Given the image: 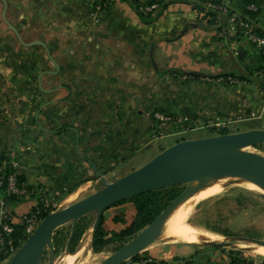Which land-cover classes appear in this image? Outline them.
<instances>
[{"label": "crops", "instance_id": "1", "mask_svg": "<svg viewBox=\"0 0 264 264\" xmlns=\"http://www.w3.org/2000/svg\"><path fill=\"white\" fill-rule=\"evenodd\" d=\"M161 1L169 4L153 22L116 1L95 23L88 0H0V159L17 156L25 186L62 191L95 183L96 173H129L135 156L159 147L154 110L180 119L168 128L174 137L216 120L264 129V89L252 78L260 49L204 29L205 0ZM248 1L264 36V0H230V9L241 13ZM224 75L252 80L229 85ZM34 204L8 208L18 222ZM133 216L131 203L116 204L102 228L109 236ZM144 252L168 264H230L227 248L196 242L159 238Z\"/></svg>", "mask_w": 264, "mask_h": 264}, {"label": "water", "instance_id": "2", "mask_svg": "<svg viewBox=\"0 0 264 264\" xmlns=\"http://www.w3.org/2000/svg\"><path fill=\"white\" fill-rule=\"evenodd\" d=\"M4 22L23 44L16 30L5 19ZM34 44L43 47L40 43ZM261 86L264 89V85ZM258 145H264V129L182 140L162 150L140 168L113 182H107L96 173L101 188L86 198L43 217L7 264H43L45 253L48 255V264H53L55 256L51 238L58 228L71 224L67 250L80 219L95 215L91 229L93 234L103 212L108 208L148 192L186 186L150 224L99 264L125 263L152 244L159 237L164 223L173 211L207 181L221 178L240 179L255 185L264 193V157L245 151ZM248 242L264 247V241L250 239ZM201 244L228 246L226 243L213 242Z\"/></svg>", "mask_w": 264, "mask_h": 264}, {"label": "rangeland", "instance_id": "3", "mask_svg": "<svg viewBox=\"0 0 264 264\" xmlns=\"http://www.w3.org/2000/svg\"><path fill=\"white\" fill-rule=\"evenodd\" d=\"M39 52L41 51H38V53ZM38 64L41 65L40 62ZM242 127L243 126H237L234 122H231L223 129H198L200 127H193L186 130L185 133L180 136L174 137L169 135L159 140H156V135H154L155 141L153 144L156 147L159 145V147L154 151H143L142 154L135 156L134 162L131 165L132 167L130 168L134 170L140 168L152 159L155 154L177 141L215 136L218 135L219 130L226 131L227 134L240 132L243 129ZM245 151L264 157V147L261 149L247 148ZM145 152L148 157L144 156ZM126 174L128 173L123 168L122 170L118 168L114 173L106 172L99 175L100 177H104L107 182H113ZM96 179L97 181L93 184H83L84 182H79L72 193L62 195L58 201L59 207L57 210L74 204L98 191L101 188V184L99 178ZM215 180L223 182V190L211 198L196 203L187 215L185 224L202 232L205 235L204 241H210L215 244L226 243L228 246L225 248H227L229 252H239L243 258L264 263V253L248 250V247H255L252 246L253 244L248 242V240L254 239L264 241V193L240 179L221 178ZM185 187L186 186H180V189L183 190ZM94 219V214L85 217L84 223L89 225V229L82 236L86 238L85 253L81 256L72 257V255H75V251H77L82 237L78 241L72 254H69L66 250V240L64 250L60 251L59 255L54 258L53 264H99L115 252V245L113 244H108L98 251L92 250L91 229ZM68 225L69 224L64 226L66 227ZM167 225L168 222L165 224L164 230ZM157 240L159 241V237ZM199 244H201V242ZM11 256L12 254L0 261V264H7ZM43 264H48L47 253L44 254Z\"/></svg>", "mask_w": 264, "mask_h": 264}, {"label": "built area", "instance_id": "4", "mask_svg": "<svg viewBox=\"0 0 264 264\" xmlns=\"http://www.w3.org/2000/svg\"><path fill=\"white\" fill-rule=\"evenodd\" d=\"M92 4L91 19L93 22H98L103 15L105 9L113 2L120 0H88ZM135 0H125V2L133 3ZM138 11L144 14L153 13L158 10L159 5L156 0H152L149 3L137 4ZM203 7L204 12L201 13L202 20H205L207 11L218 12L225 18V23L218 36L225 40L242 38L249 42L251 45L260 49L264 58V36H260L256 33L253 27L254 18L249 14H255L258 8L253 3L246 4L241 13L234 12L230 9V0H205ZM253 79L264 84V61L262 66L253 74ZM220 81L229 85H237L242 81H237L233 78H219ZM153 118L158 123V134L155 136L156 140L162 139L170 134L167 133L171 124L180 121L179 118H173L164 115L159 112H151ZM232 121L231 120H216L213 122H207L200 126L198 129L208 128H225ZM9 168L10 172L4 174L3 171ZM21 173L18 159L15 154L10 155L0 163V257L13 255L14 250L12 237L16 233L15 226L21 227V234L27 238L37 227L40 222L39 211L30 213L29 211L20 217L18 222L14 221V218L8 208L10 197L25 200L30 195L35 194L43 208L47 209L50 213L56 211L59 207L56 198L59 196L58 190H51L47 187H39L35 192H28L24 187H20L17 183V176ZM36 209V202L33 206ZM252 264H264L262 262H254ZM125 264H160V261L147 259L128 260ZM164 264H168L164 262Z\"/></svg>", "mask_w": 264, "mask_h": 264}, {"label": "trees", "instance_id": "5", "mask_svg": "<svg viewBox=\"0 0 264 264\" xmlns=\"http://www.w3.org/2000/svg\"><path fill=\"white\" fill-rule=\"evenodd\" d=\"M120 1H125V0H120ZM138 2L139 0H135L133 3H129V4L133 7L134 11L138 15H140V17H142L146 22L155 21L162 14V12L166 9V7L169 4L161 0H156V2L159 5L158 10L153 13L144 14L138 11V7H137ZM250 3H253V2L248 1L246 4H250ZM198 11H201V12L205 11L203 5L198 8ZM249 15L253 18L255 17V14H249ZM205 17H206L205 20H202L203 22L202 26L204 27V29L211 30V31L213 30L215 32L221 31V28H223L224 23H225V18L223 17V15L219 14L218 12L207 11ZM172 73L181 76V73L179 71H172ZM227 77L233 78L237 81H244L243 79L247 81L252 80L251 78H241V77H234V76H229V75L219 76V78H227ZM260 85H264V84L260 83ZM153 112H159V113H162L164 115L174 118V116L169 115L163 112L162 110H154ZM149 117L153 123L154 133L155 135H157L158 134V130H157L158 123L153 118L152 114H150ZM223 134H227L226 131L219 130L218 135H223ZM263 147L264 146L262 145H258V146H254L253 148L261 149ZM3 160H6V158L0 159V163ZM9 172H10L9 168H6L3 171L5 175L8 174ZM17 183L20 187H24L28 192H35V190L37 189V188L25 186L21 173L18 174L17 176ZM74 190H75V187L70 188L68 190L60 191L59 196L56 198V200L59 201L62 195H68L72 193ZM181 192L182 190L180 189V186H173V187H169V188H165V189H161V190H157L153 192H148V193L133 197L131 199L125 200L123 202H120V203L128 202L132 204L134 208V216L132 218L131 223L127 225L126 227H124L122 230L118 232H111L109 236H107L106 232L102 228L103 217L101 216L100 222L97 228L91 235L92 250L98 251L99 249H102L108 244H113L115 245L114 251H117L126 242H128L132 237H134L137 233H139L142 229H144L148 224H150L160 214V212ZM29 198H34L36 202V209L32 207L29 210L30 213H33L36 210L39 211L40 220L50 213L47 209L43 208L42 204L39 201V198L35 194L30 195ZM8 201H10V204L11 203L13 204L17 202H22L24 200L17 199L15 197H10ZM115 221L124 224L123 216L117 217ZM84 222H85V217L80 219L76 224L74 235L71 239L70 245L67 248V252L69 254H72L74 252L78 241L81 239L83 234L89 229V225L87 223L85 224ZM15 231L16 233L13 235L12 241L14 243L13 244L14 250H17L26 238L21 234V227L19 225L15 226ZM70 232H71V224H69L66 227L62 226L53 233L51 241H52V246L54 249L55 257L59 255L60 251L64 250L65 242L66 240H68ZM5 258H7V256L0 257V261L4 260ZM147 258L148 257L146 253L143 251L140 254L133 256L129 260H139V259H147ZM229 259H230V264H252L253 263L252 260L243 258L239 252H234V251L229 252ZM122 264H125V263H122ZM160 264H164V262L160 261Z\"/></svg>", "mask_w": 264, "mask_h": 264}, {"label": "bare ground", "instance_id": "6", "mask_svg": "<svg viewBox=\"0 0 264 264\" xmlns=\"http://www.w3.org/2000/svg\"><path fill=\"white\" fill-rule=\"evenodd\" d=\"M247 184H250V183H247ZM250 185L256 187L253 184H250ZM222 190H223L222 181L215 180V179L207 181L204 184V186H202L199 190H197L183 204L178 206L173 211V213L167 218L166 222L164 223V226L167 222H168V225L166 226L165 230L163 226L161 233L159 235L160 240L162 242H173V241H186V242H196V243L210 242V241H204L205 235L202 232L185 224V219L196 203H198L199 201L205 200L207 198H211L219 194ZM85 240L86 238L82 237V239L80 240L79 247L77 251H75L76 252L75 255H72L73 258L75 256H81L85 253L86 251ZM252 246H255V247H248V250L264 253L263 246H256V245H252Z\"/></svg>", "mask_w": 264, "mask_h": 264}]
</instances>
